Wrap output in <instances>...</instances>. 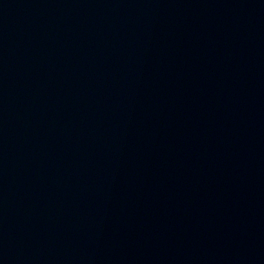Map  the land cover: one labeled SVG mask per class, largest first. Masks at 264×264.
<instances>
[{"label":"water","instance_id":"obj_1","mask_svg":"<svg viewBox=\"0 0 264 264\" xmlns=\"http://www.w3.org/2000/svg\"><path fill=\"white\" fill-rule=\"evenodd\" d=\"M0 264H264V0H0Z\"/></svg>","mask_w":264,"mask_h":264}]
</instances>
